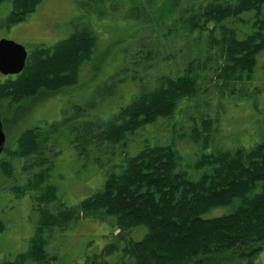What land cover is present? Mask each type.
Segmentation results:
<instances>
[{"label": "trees", "instance_id": "16d2710c", "mask_svg": "<svg viewBox=\"0 0 264 264\" xmlns=\"http://www.w3.org/2000/svg\"><path fill=\"white\" fill-rule=\"evenodd\" d=\"M5 1L9 0H0V6ZM42 2L12 0L8 22L24 21ZM139 11L137 17L146 31L141 42L127 50L133 51L132 60L136 61L138 55L147 51L137 68L142 77L136 97L132 96L131 103L116 114L105 117L95 112L96 102L103 100L99 92L90 103L81 104L75 114L83 121L75 131L76 142L86 153L105 151L113 158L122 151L124 156L109 168L101 190L74 209L56 212L51 207L58 194L51 192L49 196L50 187L42 181L45 175L51 176L47 173L51 167L48 153L51 155L57 144L54 135L59 131L72 132L71 125L66 122L63 128L53 124L48 130L43 129L46 132L41 129L36 140L33 138L31 144L21 147L18 155L35 159L38 167L37 174L28 171L29 182L22 192L39 191L37 198L43 205L38 223L43 230L34 234L31 253L20 254L9 264H26L28 258L39 263L46 260V244L42 240L47 230L57 228L53 223L58 221L50 218L48 224V216H70L72 221L81 217L97 220L113 217L115 226L125 233L146 230L142 239L126 242L118 262L100 261L97 255L86 264H225V258L230 255L237 256L240 264H259L257 261L264 254V140L234 153L219 151L207 156L203 152L193 165L200 175L194 179L180 168V155L174 142L163 145L155 136L152 142L155 143L149 144L145 138L140 145L143 142L146 145L140 149L135 134H143L160 120L174 118L185 101H196L193 111L210 112L217 96L240 93L245 86L229 82L240 75L251 78L255 73L258 57L264 51V0H139ZM242 35L245 38L241 39ZM97 41L91 27H82L54 46L38 47L27 62L25 71L29 72V78L20 79L22 74L14 77L16 82L9 78L6 84H0V93L21 99L33 95L40 87L55 92L77 85L80 72L95 53ZM179 46L185 50L184 66L180 64L182 53L177 52ZM165 51L168 54L163 60L173 62L171 66L167 64L166 72L156 67L159 63L166 68L161 59L157 60ZM134 69V62L127 59L126 68L111 79L117 82L119 74L128 76ZM215 76L216 80H227L222 87H211ZM148 77L155 80L152 89L145 86ZM204 82L206 85L202 86ZM200 96L202 99L198 100ZM199 120L202 122V118ZM196 124L197 121L193 123ZM209 126L205 127V133L211 130ZM199 132L195 130L197 143ZM129 152L135 156L125 155ZM4 167L7 166L3 165L0 172L6 178ZM222 209L227 212L211 216ZM5 228L0 219V233ZM117 251L119 248L112 243L106 256H117Z\"/></svg>", "mask_w": 264, "mask_h": 264}, {"label": "rangeland", "instance_id": "374dc122", "mask_svg": "<svg viewBox=\"0 0 264 264\" xmlns=\"http://www.w3.org/2000/svg\"><path fill=\"white\" fill-rule=\"evenodd\" d=\"M163 7L161 4V10ZM11 11L12 0L1 4L0 40L15 41L25 46L29 54L38 47L54 46L82 27H91L98 36V41L92 59L80 72L77 85L64 87L55 92L40 87L33 95H24L21 99H17L14 95H6L4 92L3 95L0 93V110L6 136L5 150L0 155V169L3 165L7 166L4 168L7 169L8 175L5 178L0 172V219L6 225L4 233H0V264H9L20 254L31 253L30 242L34 234L39 233L40 229L43 230L38 223L43 205H40L37 198L39 191L35 190L32 194L22 192L29 182L30 169L33 174H37L38 167L35 166V159L18 155L20 148L31 144L33 138L36 140L41 129L48 130L53 124L63 128L67 122L71 125L72 132L59 131L54 135L57 144L52 149L51 155L48 153L51 156V167L47 173L51 176L45 175L42 181L50 187L49 196L53 194L51 192L58 194L57 201L51 208L56 212L74 209L101 190L110 172L109 168L117 165L124 155L122 151L113 158L105 151L95 154L86 153L76 142L75 131L83 121L81 122L75 114L78 107L90 103L93 96L98 97L95 95L99 92L102 93L103 100L96 102L95 112L99 111L105 117L116 114L122 107L130 104L132 96L135 98L140 88L142 76L137 69L140 58L147 54L146 51L138 55L136 61L132 60L133 51L127 52L141 42L146 31V27L141 25L137 17L140 14L139 0H43L34 14L17 24L8 22ZM231 26L234 27L235 24L232 23ZM242 38L245 36L242 35ZM178 49L177 52L181 51L183 57L180 64L184 66L186 65L185 52H183L185 50L181 46ZM167 54L165 51L160 58H157L162 60L166 68L156 63V67L165 72L168 63L170 66L173 65L172 60H163ZM212 56L215 57L214 54ZM126 58L134 62L135 69L128 76H125L127 75L125 73L119 74L116 82L111 78L126 68ZM21 74L20 79L29 78L28 71ZM130 75L132 79L129 78ZM148 76L151 77L152 74ZM149 77L145 80V86L147 89H152L156 83ZM9 78L0 73V84H6ZM123 78L125 79L118 81ZM216 79L215 76L212 82L214 84L210 83L211 87H222L227 81ZM12 81L16 82V78ZM206 83L209 81L207 80ZM229 83L230 85L242 83L245 87H241L239 94L223 98L217 96L212 102L213 107L210 112L196 109L193 111V104L196 101L183 102L174 118L160 120L157 125L146 128L143 134H135L139 148L142 149L141 147L146 145V142L140 145L141 139L147 138L149 144H154L155 142H152L155 136L163 145L174 142L180 155V168L197 179L200 175L193 165L203 152L207 156L219 151L234 153L239 148L250 149L264 140L262 135L264 133V51L258 57V65L251 78L240 75L237 80ZM208 90L212 91L211 88ZM217 92L215 90L216 95ZM202 96L198 100L202 99ZM196 121L197 124L194 126L193 123ZM203 121L207 123L204 124ZM208 125L211 126V130L207 134L204 130ZM196 129L200 131L198 143L195 139ZM204 136L205 139H202ZM125 155L132 156L134 153L129 152V155ZM226 212L227 210L223 209L216 210L211 216H221ZM50 218L58 221L53 223L57 228L44 233L45 240H48V242L42 240L44 245L46 244L44 248L46 260L39 263L34 258H28L26 264H86L97 255L100 261L116 263L120 255H123L121 250L128 240H140L146 234L143 228L128 233L121 231L115 226L113 217L105 220L81 217L72 221L70 216L61 218L48 216L46 223ZM112 243L119 248L117 251L119 254L108 257L106 250ZM231 256L225 258V264H240L237 256L233 255L232 258ZM233 259L234 262H230ZM125 261L128 262L129 259L125 258ZM257 262L264 264V254Z\"/></svg>", "mask_w": 264, "mask_h": 264}, {"label": "water", "instance_id": "95a60500", "mask_svg": "<svg viewBox=\"0 0 264 264\" xmlns=\"http://www.w3.org/2000/svg\"><path fill=\"white\" fill-rule=\"evenodd\" d=\"M28 52L25 46L15 41L0 40V73L3 75H17L26 68ZM6 143V136L0 113V155L3 153Z\"/></svg>", "mask_w": 264, "mask_h": 264}]
</instances>
